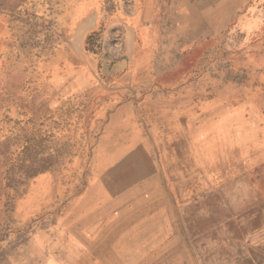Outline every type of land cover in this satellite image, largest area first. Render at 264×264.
Returning a JSON list of instances; mask_svg holds the SVG:
<instances>
[{"label":"rangeland","instance_id":"obj_1","mask_svg":"<svg viewBox=\"0 0 264 264\" xmlns=\"http://www.w3.org/2000/svg\"><path fill=\"white\" fill-rule=\"evenodd\" d=\"M101 263L264 264V0H0V264Z\"/></svg>","mask_w":264,"mask_h":264},{"label":"crops","instance_id":"obj_2","mask_svg":"<svg viewBox=\"0 0 264 264\" xmlns=\"http://www.w3.org/2000/svg\"><path fill=\"white\" fill-rule=\"evenodd\" d=\"M160 178H161V182L164 185V188H165V191H166V187H165L166 180H169V178H168L166 173L163 176L160 173ZM142 180H145V178L141 179L140 182H142ZM169 195H170V198L173 196L172 195V191L169 192ZM156 199H159V197L156 198ZM108 205L109 204H106V203H100V204L97 203V204L92 205L91 208H89L90 212H89V214L87 215L86 218H88L89 216L91 218L93 215H96L98 213H103L108 208L107 207ZM147 207H144V209L147 208ZM102 215L103 214H100V218L102 217ZM107 217H108V215H107ZM125 220H126V217L123 218L122 221L118 222L115 226H113L111 228L104 227L102 225H100V226L98 225L95 230H98V231L102 232L99 237L93 236L95 234L93 232L90 235H88V236H82L78 232L75 231L76 235L78 234L85 241L86 245L90 246V248H86V252L88 253V254L86 253L87 256L88 257L90 256L92 258V260H94L96 258H100L101 260H104L106 258L105 254H108L107 253L108 252V246L111 243V241L114 242L115 238H121V239H115V240L117 242H123V240L125 239L124 237H122V234H124L125 232L123 231V228L121 227L122 223ZM85 221H87V219H85ZM126 234L128 235L127 237L132 235V234H129V233H126ZM101 264H103V263H101Z\"/></svg>","mask_w":264,"mask_h":264},{"label":"bare ground","instance_id":"obj_3","mask_svg":"<svg viewBox=\"0 0 264 264\" xmlns=\"http://www.w3.org/2000/svg\"><path fill=\"white\" fill-rule=\"evenodd\" d=\"M181 162V161H180ZM126 198V197H125ZM129 199V197H128ZM121 201V200H120ZM131 201V200H130ZM109 202V201H108ZM137 202V201H136ZM109 208L111 206V203H109ZM136 207V206H135ZM131 208V207H130ZM112 209V208H111ZM117 209V208H116ZM117 212V211H116ZM123 213V211H121ZM112 213V212H111ZM121 213V214H122ZM125 213V212H124ZM100 214H103L102 217L100 218ZM107 215L111 216L113 218V220L109 219L107 217ZM119 215V214H118ZM125 218L124 215H120V216H117V214H113V215H110L109 212H103V213H98L96 215H93L91 218L89 216V218H87V221H81V227L85 230V232H82L83 236H86V234H91L93 231L94 228H96L98 225H102L100 224L101 221H107L108 222H113L114 224H117L118 222L122 221V219ZM109 220V221H108ZM130 221V220H129ZM92 224H94V226H92ZM110 224V223H109ZM85 225V226H83ZM81 232V231H80ZM93 233L97 235H99L101 232L96 230V231H93ZM123 237V236H122Z\"/></svg>","mask_w":264,"mask_h":264}]
</instances>
